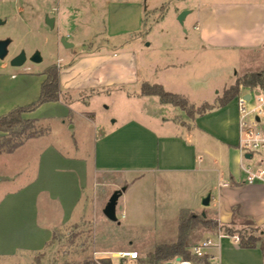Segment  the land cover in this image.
<instances>
[{"label":"crops","instance_id":"crops-1","mask_svg":"<svg viewBox=\"0 0 264 264\" xmlns=\"http://www.w3.org/2000/svg\"><path fill=\"white\" fill-rule=\"evenodd\" d=\"M87 2L90 9L83 16H69L71 35H76L81 28L93 29L89 32L94 37L105 36L106 48L92 46L74 57H63L59 78L64 98L24 113L25 118L34 119L43 127L44 133L25 139L12 151H0V186L3 185L0 190V264L9 259L20 262L25 252L43 251L58 229L79 224L93 217V213L95 218L97 212L90 206L94 190L89 188L94 186V176L98 184L117 187L116 182L104 180L112 173L121 174L122 183L127 184L116 208L122 199L124 203L131 200L134 186L140 183L152 186L154 206L163 212L155 219V227L164 231L161 243L177 240L183 209L204 212L205 217L217 219L221 224L239 226L249 219L259 227L264 243V182L246 181L248 162L238 146L236 96L250 89L240 87L239 93L225 105L216 104L219 97L214 102L208 98L193 102L187 91L197 90L198 85L203 88L205 81L190 78V72L181 67V61L176 64L174 59L148 63V58L147 65L139 67L135 54L128 50V40L123 39L116 46L113 40L116 34L108 32L109 7L114 1L99 6L94 0ZM120 4L133 3L121 1ZM98 9L105 11L104 17L99 15ZM135 14L140 26L145 12L140 7ZM51 17L55 18L54 26L58 23L60 28L63 16L58 13ZM93 23H96L95 29L91 27ZM133 30L125 29L117 35L133 36ZM65 39L73 43L71 47L75 49L76 42ZM199 39L204 50L246 49L262 51L264 57V0L214 2L202 18ZM79 43L84 45L83 41ZM164 47L162 50L167 51ZM109 48L113 49L112 55L106 52ZM193 50L188 47L184 51ZM22 72L20 98L3 102L0 106L5 108L0 110V116L39 98L45 71ZM145 81L159 83L167 91L183 95L191 105L209 104L212 108L187 119V112L180 107L163 103L156 95L139 94ZM236 81L237 76L223 89ZM187 84L189 87L185 88ZM100 96H105L111 104L119 101L124 111L115 114L109 122L101 121L92 105ZM136 103L142 109H135ZM45 106L53 110L42 117L40 110ZM44 120L57 121L58 134L51 126H43ZM261 126H264V118ZM25 153L34 168L18 182L21 168L13 164ZM147 191L143 190L142 195ZM100 193L96 194L99 198L106 195ZM207 194L211 195L210 202L203 205ZM124 216L122 212L121 217ZM209 233L205 238H211L214 243L206 249L208 264H264V244L242 247L221 230ZM94 250L101 258L121 251L101 245H95Z\"/></svg>","mask_w":264,"mask_h":264},{"label":"rangeland","instance_id":"rangeland-1","mask_svg":"<svg viewBox=\"0 0 264 264\" xmlns=\"http://www.w3.org/2000/svg\"><path fill=\"white\" fill-rule=\"evenodd\" d=\"M106 1L110 0H94V4L99 6L100 4L103 5ZM112 1L114 2L109 7L108 32L116 34L113 39L115 40L114 44L118 46L123 42V39H127L128 50L135 54L139 67L145 65L148 58V63L174 59L173 62L178 64L181 61V67L190 72V78L206 82L203 88L198 85L197 90L187 91L188 97L193 102L199 103L202 98H208L214 102V99L217 100L219 97L216 101V104H219L218 102L225 89L230 87L223 89L224 86H227L230 82H234L235 76H237V79H240L251 72L264 71L262 51L251 52V50L246 49L219 51L204 50L200 47L199 30L202 18L214 2L223 0ZM121 1H130L133 4L122 5L120 4ZM140 7L145 12V17L139 26L135 12ZM88 9H90V5L87 0H0V19L2 21L0 23V39H10L8 54L4 59H0V105L5 101L20 98L19 81L21 80L22 71L31 70L34 73H39L43 70L46 71L48 67L53 65H56V68L60 69V63L65 56L74 57L87 48L91 49L92 46L106 48L104 46L106 44L105 36L94 37L89 32L93 29L87 30L81 28L80 32L76 35H71L73 30H71L72 26L69 16L73 14L81 17ZM184 11L188 12L180 20L179 15ZM58 13L64 18L61 22L62 26L58 28L57 23L54 28H51L46 23V16L51 17ZM99 15L104 17L105 11L99 10ZM95 24L91 25L94 29ZM125 29H134L132 31L134 35H117L118 32ZM61 37L75 41V49L64 47L61 40L60 44L59 38ZM80 41H83L84 45L80 44ZM150 42L151 45H147ZM162 46H166L167 48H164L168 50H162ZM188 47L195 50L187 53L184 50ZM112 50L109 48L106 52L112 55ZM22 51H25L27 56L26 61L20 66L9 64L10 59ZM36 51H39L42 57V60L39 62L30 60V56ZM47 65L49 66L45 67ZM188 87L187 84L185 88ZM30 94H33V92ZM26 97L30 98L32 95H26ZM62 98H64L63 95ZM109 101L105 96H100L92 103L98 112L97 118L101 121L109 122L116 117L115 114L124 111L119 101L112 104ZM254 102L255 96H253L250 104ZM203 105L201 106L203 107ZM105 106L109 107L106 109ZM4 108L0 106V110H4ZM134 108L139 110L142 109V106L136 103ZM195 108L198 107L195 106ZM51 110H53L51 106H45L41 108L40 113L42 117H46V115L50 114ZM186 118L191 119L192 117L187 114ZM44 121L43 126H51L55 133L58 134L57 121ZM33 129L37 131L44 130L37 123L34 128H29L26 133L33 131ZM7 135H9V139H16L10 133L2 131L0 137L1 144L6 143L4 138ZM259 154L264 164V150H261ZM257 157V153H254L251 162L255 163L258 161ZM14 162L13 166L15 168H21L18 182H22L34 168V164L28 159L26 153L16 158ZM247 162L249 163V161ZM97 180L94 176L93 181L95 183H93L94 186L92 187L94 189L89 188V190H94L90 206L93 212H97L95 218L93 213V217L83 220L79 224L63 226L57 230L54 238L43 251L34 253L25 252L21 255L22 259L20 262L9 259L5 261V264H80L86 259L99 260L101 256L95 255V245L107 248H119L121 251L134 250L138 252V257L134 259H120L117 254L112 255L110 257L114 264H151L148 262V256L155 251L159 244H162V235L164 233L163 229L155 227V219L158 220L163 212L159 211L160 208H155L154 206V195H151L152 186H145L141 183L136 187L134 186V192H130L132 193L131 200L126 203L123 202V199L120 201L116 208L118 219L117 221H112L105 216L103 210H100V208L105 202H108L109 197L115 192V189L125 188L127 184L122 183L124 178L118 173L109 174L104 179L108 182H116L118 184L117 187L110 184H98L96 183ZM2 186H0V190ZM143 190H148L145 196L142 195ZM97 191H100L101 195H106L99 198L96 195ZM138 199L143 200V202H137ZM122 212L125 214L124 217H121ZM194 213L201 214L200 212ZM205 218H208L207 215ZM244 222L245 220L237 227L243 233L253 232V226L244 224ZM218 230L219 228L209 229L203 225L195 226L189 236V249L192 245L197 244L210 234L209 232H216ZM98 255L105 254L99 253ZM176 264H180V262H176Z\"/></svg>","mask_w":264,"mask_h":264},{"label":"trees","instance_id":"trees-1","mask_svg":"<svg viewBox=\"0 0 264 264\" xmlns=\"http://www.w3.org/2000/svg\"><path fill=\"white\" fill-rule=\"evenodd\" d=\"M46 78L41 85V91L39 98L23 106H17L6 114L0 116V131L10 133L11 136H15L16 139H9L7 135L5 144L0 143V151H12L18 147L27 138L35 137L44 133V130H34L26 133L29 128H34L36 122L34 119L24 117L25 112L35 110L43 103L50 101H57L61 99V86H60V69L56 68V65L48 67L45 71ZM240 86L248 88H260L264 90V71L251 72L246 74L243 78L237 79V81L229 88L225 89L222 97H220L219 104L225 105L232 100L240 91ZM139 94L141 95H156L163 103H171L175 106L185 110L191 117L195 113L203 114L210 108L209 104H204L195 108L194 105L189 103V100L183 95L167 91L163 85L159 83L143 82L140 86ZM8 137V138H7ZM244 224L253 226V232L243 233L234 223L221 224L217 219L205 218L202 214H196L189 210L183 209L180 212V223L178 238L173 243L159 244L155 251L149 254L148 262L151 264H163L166 261L174 260L176 257H181L182 260H188L196 263L208 264L204 257H197L190 252V234L195 226L203 225L209 229L219 228L224 234L232 236L238 234L240 236L239 244L242 247H256L258 245L263 246V239L259 234V227H255L254 223L247 219ZM80 264H114L111 257H102L99 260L86 259Z\"/></svg>","mask_w":264,"mask_h":264},{"label":"built area","instance_id":"built-area-1","mask_svg":"<svg viewBox=\"0 0 264 264\" xmlns=\"http://www.w3.org/2000/svg\"><path fill=\"white\" fill-rule=\"evenodd\" d=\"M241 88H244L241 86ZM250 98L247 99V93L241 92L236 96V103L239 111V149L244 153L249 163L245 167L247 173L246 181L254 183L257 181L264 182V164L261 155V150H264V126H261L262 119L264 118V90L260 88H249ZM259 91V93H255ZM253 96L255 102L250 104ZM257 153L258 161L253 163L252 157ZM250 154V157L246 155ZM229 236V235H228ZM232 237L236 242H240V236L234 234ZM211 238H205L194 244L190 248V252L197 257H204L206 249L213 245ZM120 259H134L138 257L137 251L126 250L117 253ZM180 264H192L191 261L182 260Z\"/></svg>","mask_w":264,"mask_h":264},{"label":"water","instance_id":"water-1","mask_svg":"<svg viewBox=\"0 0 264 264\" xmlns=\"http://www.w3.org/2000/svg\"><path fill=\"white\" fill-rule=\"evenodd\" d=\"M188 11H184L183 13H181L179 15V19L182 20L185 13H187ZM1 19H0V23H1ZM46 23L48 26H50L51 28H54L55 25V18L54 17H50V16H46ZM61 42L63 43V45L65 47H71L73 46V43L67 41L65 39V37H61ZM10 43V39H0V59H4L7 54H8V46ZM27 59V56L25 54V51H22L20 54L14 56L11 60H10V64L13 66H20L22 65ZM31 61L34 62H39L42 60V57L40 55L39 51L34 52L31 57H30ZM255 93H259V91H255ZM247 99L250 98V93H247ZM247 157H250V154L246 155ZM124 190V187L122 189H118L115 190V192L109 197L108 202L106 203L103 212L105 214V216L107 218H109L112 221H117V215H116V205H117V201L119 196L121 195L122 191ZM210 194H207L206 197L203 198V205H208L210 202ZM203 217H205V213H202ZM176 262H181V257H176L174 260H169L164 262L163 264H176Z\"/></svg>","mask_w":264,"mask_h":264},{"label":"flooded vegetation","instance_id":"flooded-vegetation-1","mask_svg":"<svg viewBox=\"0 0 264 264\" xmlns=\"http://www.w3.org/2000/svg\"><path fill=\"white\" fill-rule=\"evenodd\" d=\"M30 57H31V56H30ZM11 59H12V58H11ZM11 59H10V60H11Z\"/></svg>","mask_w":264,"mask_h":264}]
</instances>
